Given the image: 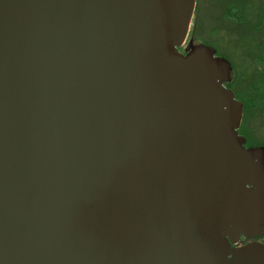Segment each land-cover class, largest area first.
Masks as SVG:
<instances>
[{
  "label": "water",
  "instance_id": "1",
  "mask_svg": "<svg viewBox=\"0 0 264 264\" xmlns=\"http://www.w3.org/2000/svg\"><path fill=\"white\" fill-rule=\"evenodd\" d=\"M195 9L0 0V264H264V146Z\"/></svg>",
  "mask_w": 264,
  "mask_h": 264
},
{
  "label": "rangeland",
  "instance_id": "2",
  "mask_svg": "<svg viewBox=\"0 0 264 264\" xmlns=\"http://www.w3.org/2000/svg\"><path fill=\"white\" fill-rule=\"evenodd\" d=\"M242 1L246 8L242 23L235 20L232 14L230 18L223 16L230 2ZM193 19L189 35L191 34L194 43L201 40L208 42L231 63L233 75L229 86L242 99L250 101L252 94L246 92L245 79H257L258 73H262L261 69L257 70L258 63L254 60L264 56V46L260 48L262 41L264 42V0H200V9ZM255 97L258 100L257 93ZM262 104L264 109V100ZM257 112L258 109H248V121L242 119L240 128L250 144L264 146V116L260 117ZM259 241L264 243V238Z\"/></svg>",
  "mask_w": 264,
  "mask_h": 264
},
{
  "label": "trees",
  "instance_id": "3",
  "mask_svg": "<svg viewBox=\"0 0 264 264\" xmlns=\"http://www.w3.org/2000/svg\"><path fill=\"white\" fill-rule=\"evenodd\" d=\"M242 4H243V7H242ZM227 6H228V8L226 9L223 16L226 18H230V17H232L231 16V14H232L234 16L235 20H237L239 23H242V21H244L243 14L246 12V8L244 7V1H242L241 3L230 2ZM199 9H200V0H196V9L194 12V17H195V14L199 11ZM199 43L209 45V44H207L208 42H203V40H201ZM262 46H264L263 41H262V44L260 45V48ZM262 50H264V47L262 48ZM217 55L221 56L218 53H217ZM259 60H260V62H259ZM254 61H256L258 63L257 64V66H258L257 70L261 69L262 73H258L257 79H249V78H247L249 80L245 79L246 80V86H245L246 92L252 94L250 97V101H248L246 99H242L241 96L239 95V93H237L234 88H231L229 86V88L232 89L233 92L235 93L236 98L238 100H240L243 104V117H242V119L246 122L248 121V118H246V115H247L248 109H250V108H253V109L255 108L256 110L258 109L259 112H257V114H259L260 117L264 116V109H263V104H262V101L264 100V56L261 58H258V60H254ZM256 93L258 94V100H256V97H255ZM256 103H257V105H256ZM252 114H255V113H252ZM238 132L240 135L245 137L248 147L262 146L260 144H256V145L250 144L245 133L241 131V128H239ZM261 238H264V237H260L259 239H261Z\"/></svg>",
  "mask_w": 264,
  "mask_h": 264
},
{
  "label": "flooded vegetation",
  "instance_id": "4",
  "mask_svg": "<svg viewBox=\"0 0 264 264\" xmlns=\"http://www.w3.org/2000/svg\"><path fill=\"white\" fill-rule=\"evenodd\" d=\"M190 39L193 40L191 34L188 36V40H190ZM188 40L186 41V44H187ZM193 42H194V41H193ZM186 44H185V45H186ZM185 45H184V47H185ZM208 46H210V45H208ZM213 48H214V47H213ZM181 52H183V48L181 49ZM216 54H217V51H216ZM231 81H232V80H231ZM230 83H231V82H230ZM230 83H229V84H230ZM228 86H229V85H228ZM245 146L248 147V146H247V141H246V143H245ZM246 242H247V241L242 240V244H244V243H246Z\"/></svg>",
  "mask_w": 264,
  "mask_h": 264
}]
</instances>
